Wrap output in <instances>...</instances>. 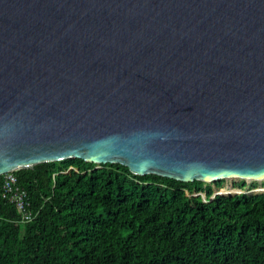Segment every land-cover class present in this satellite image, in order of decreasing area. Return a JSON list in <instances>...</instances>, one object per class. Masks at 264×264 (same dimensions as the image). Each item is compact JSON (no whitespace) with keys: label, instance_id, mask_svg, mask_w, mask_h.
<instances>
[{"label":"water","instance_id":"95a60500","mask_svg":"<svg viewBox=\"0 0 264 264\" xmlns=\"http://www.w3.org/2000/svg\"><path fill=\"white\" fill-rule=\"evenodd\" d=\"M70 158L264 180V0H0V175Z\"/></svg>","mask_w":264,"mask_h":264},{"label":"trees","instance_id":"16d2710c","mask_svg":"<svg viewBox=\"0 0 264 264\" xmlns=\"http://www.w3.org/2000/svg\"><path fill=\"white\" fill-rule=\"evenodd\" d=\"M96 165L70 158L14 171L36 216L20 222L0 197V264H264V193L212 197L224 179Z\"/></svg>","mask_w":264,"mask_h":264},{"label":"built area","instance_id":"2783aa9c","mask_svg":"<svg viewBox=\"0 0 264 264\" xmlns=\"http://www.w3.org/2000/svg\"><path fill=\"white\" fill-rule=\"evenodd\" d=\"M2 185H1V191H0V197L7 200L11 204H14L15 208L17 209L18 215H19V221L22 223H28L31 222L35 216L36 213H34L32 210H29V203L27 201V192L25 189L20 187L18 185V180L16 175L14 174V171L7 172L2 175ZM230 180V179H225ZM237 181H233L227 183L226 181L220 185L216 186L213 184V194L212 197L216 195H234L243 192L241 190L240 186H236ZM249 182H247V189L251 188L252 191H255L257 193H264V185L259 184L256 185V187H252L248 185ZM246 193V192H245ZM193 195H201L202 199L205 198V195L201 192L199 193H193Z\"/></svg>","mask_w":264,"mask_h":264},{"label":"rangeland","instance_id":"374dc122","mask_svg":"<svg viewBox=\"0 0 264 264\" xmlns=\"http://www.w3.org/2000/svg\"><path fill=\"white\" fill-rule=\"evenodd\" d=\"M96 167H98V165H96ZM225 181H226L227 183L230 184V182L238 181V180H237V179H230V180L227 181V180L224 179V182H225ZM251 182H253V181H250L248 185H250V186H252V187H256V185H259V184L264 183V180H262V181H254L255 184H253V185L250 184ZM240 188H241V187H240ZM241 190H242L243 192L248 193V194L257 193V192H255V191H252L251 188L247 189L246 186H244L243 188H241ZM203 200H205V198H204Z\"/></svg>","mask_w":264,"mask_h":264}]
</instances>
